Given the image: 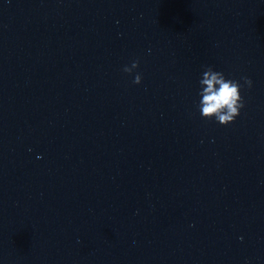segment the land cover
<instances>
[{
  "label": "clouds",
  "instance_id": "1",
  "mask_svg": "<svg viewBox=\"0 0 264 264\" xmlns=\"http://www.w3.org/2000/svg\"><path fill=\"white\" fill-rule=\"evenodd\" d=\"M138 67L139 60H133L131 66H125L123 71L131 74ZM240 80L226 78L223 72L214 70L212 66H205L199 81L198 93L200 96L198 109L202 118L208 120L214 118L224 126L233 123L245 106L241 89L245 86L250 89L253 86V81L247 76H242ZM132 82L140 84L141 74L137 73Z\"/></svg>",
  "mask_w": 264,
  "mask_h": 264
}]
</instances>
